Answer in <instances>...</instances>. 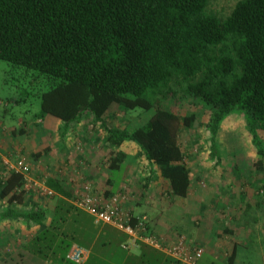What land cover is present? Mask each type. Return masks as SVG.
<instances>
[{
	"label": "trees",
	"instance_id": "trees-1",
	"mask_svg": "<svg viewBox=\"0 0 264 264\" xmlns=\"http://www.w3.org/2000/svg\"><path fill=\"white\" fill-rule=\"evenodd\" d=\"M209 4L210 0H0V60L53 82L41 96V114L63 123L62 137L70 124L90 114L113 149L110 169L119 168L126 158L120 148L134 143L138 158L150 167L144 188L156 172L169 182L171 197L186 198L191 170L179 133L191 127L196 116L180 117L155 107L152 98L157 94L168 96L178 87L183 96L209 106L206 128L213 159H220L217 136L225 118L243 112L260 156L255 165L264 166V141L258 132L264 130V0H239L225 17L209 12ZM114 104L123 110L155 111L143 127L130 132L108 126ZM23 185L22 174L8 173L0 182V199L21 202ZM47 186L59 197L57 205L70 206V190L55 178L48 179ZM56 214L52 222L65 221ZM20 216L43 226L38 212H0V219ZM139 250L136 258L141 264H183L145 244ZM236 256L234 245L226 264H235Z\"/></svg>",
	"mask_w": 264,
	"mask_h": 264
},
{
	"label": "rangeland",
	"instance_id": "rangeland-1",
	"mask_svg": "<svg viewBox=\"0 0 264 264\" xmlns=\"http://www.w3.org/2000/svg\"><path fill=\"white\" fill-rule=\"evenodd\" d=\"M238 1L210 0L208 10L225 17L231 13ZM52 85L53 82L48 77L37 71L13 66L0 60V182L4 181L11 172L8 164H14L19 158H25L30 168L29 178L32 183L28 190L23 189L24 205L28 203L53 206L57 203V195L43 194L33 182L47 183L48 179L55 178L64 188L72 192L71 197L74 190L83 182L93 185L87 174L89 166L91 168L87 161L90 150L95 149L92 153L97 159L93 168L99 170L101 177L105 178L112 170L110 159L113 151L107 146L105 148L102 143L104 130L90 114L82 117L83 122L70 124V134L64 137L61 136L63 123L41 114V96ZM174 90V94L170 93L168 96L157 94L155 96L157 98L152 100L155 107L171 110L180 117L196 116V121L191 127L181 128L179 144L184 152L185 164L191 170L192 192L201 193L202 201L210 211L202 209L201 218L196 217L191 220L190 225L193 229L201 228V232L206 235L209 225L207 224V228L204 226V215L210 212L214 220V226H211L214 236L208 233L210 238H204L201 247H204L205 252L196 264H226L237 240L239 242L236 264H264V166L258 168L255 165L260 156L252 144L243 112L236 111L225 118L217 136L220 159H213L209 156V133L206 128L211 115L209 106L201 99L183 96L178 87ZM154 111V108L149 111L123 110L114 104L106 121L109 127L131 132L143 127ZM77 126L80 128L76 130ZM258 132L264 141V130ZM89 144H93L94 148L88 150ZM123 147L130 156L120 170L110 174L111 179L118 181L117 183L124 180L125 176H131L132 173L135 175L137 172H145L142 160L134 153L137 147L130 145ZM34 154L39 155L34 157ZM135 163L139 166L132 169ZM147 168L149 169L148 166ZM95 186L93 185L94 192L107 197L104 190H97ZM122 190L128 194L127 202L124 204L125 209L134 213L133 209H130L134 208L135 213L146 216L156 236L162 239L173 237L174 234L189 236L187 231L178 226L180 217L174 213L177 212L174 209L183 207L182 201L177 202L175 197L167 196L163 188L159 193L155 191V194L152 192L145 194L143 187L138 186L132 179L128 180L118 192ZM71 197L68 199L70 203ZM18 203L20 202L11 203L7 199H0V212ZM232 210H235V217H232ZM163 214L167 215V219L160 222L162 226L165 225L162 227L163 233L160 234L154 231L152 221L154 216L161 218ZM182 219L183 223L185 216ZM232 222L236 223L235 226ZM4 223V219H0V264H2V255L8 252L38 254L41 257L51 255L54 264H74L66 257L69 251L71 252L73 243L78 247H87V243L93 237L91 232L79 236L84 233H79L80 229H78V235L69 238L64 233V228L67 227L65 226L60 230L64 233L60 236L59 230L28 241H22L20 236H16L10 245H5L6 237L3 230L7 224ZM234 227L239 236L230 233L231 228ZM123 241H126V237L117 230L112 231L111 235H99L90 251L91 257L87 264H141L136 258L140 250L123 249L121 247ZM213 253L218 255L216 259ZM154 254L158 260L162 259L160 254ZM10 263L23 264L18 260Z\"/></svg>",
	"mask_w": 264,
	"mask_h": 264
},
{
	"label": "crops",
	"instance_id": "crops-1",
	"mask_svg": "<svg viewBox=\"0 0 264 264\" xmlns=\"http://www.w3.org/2000/svg\"><path fill=\"white\" fill-rule=\"evenodd\" d=\"M107 119V118H106ZM58 120V119H56ZM83 119H81V122ZM60 121V120H58ZM76 123V124H79ZM73 124V123H72ZM78 127V126H77ZM102 127V126H101ZM80 127L76 128L79 129ZM70 126L68 127V130L66 132L65 136H68L70 134ZM103 129V128H102ZM64 131V129H63ZM105 133V131H104ZM106 136V133H105ZM104 136V142H102L106 148V143H105V137ZM98 140V139H97ZM93 144H89L88 150L94 148L92 147ZM124 145H130L132 147H135L136 145L134 143H130V142H126ZM123 145V146H124ZM120 148V151L124 152L126 154V158L123 160V162L121 163V165L119 166V168L116 169H112L110 171H116V170H120L121 167L128 162L129 160V156L130 154L127 152V150L124 147ZM109 150H113L111 147L107 146ZM95 149H93L94 151ZM92 150H90L89 154H88V164L91 165V168L89 166V168L87 169V174L90 177V181L93 183V185L95 186V188L97 190H104L105 193H110V194H114L116 192H118L119 189H121L122 187L125 186V184L127 183L128 180L132 179L134 182H137L138 186H140L141 188L143 187V191L145 194H151V192L153 194H155V191H158V193L160 192V190L163 188V191H166L167 196L170 195V188H169V182L166 181L165 179H162L161 176L159 174H157L156 172H154L153 175V180L151 182H148V186L146 188H144V183L146 182V177L148 176V174H150L149 169L147 168L146 165L143 166L144 171L143 173L137 172V174H133L131 176H125V179L122 180L121 182L117 183L116 181L111 179L110 174H107L104 177L100 176V172L99 170H94L95 168H93V164H95L96 162V156L92 153ZM137 156V151L135 150L134 152ZM92 158V160L90 159ZM140 160V159H139ZM142 160V159H141ZM135 161V160H134ZM143 164V162H141ZM96 165V164H95ZM134 166H132V169H134L135 167H137V163L133 164ZM139 166V165H138ZM130 169V166H129ZM135 176V177H134ZM131 177V178H130ZM137 177V179H136ZM135 186V185H134ZM192 186V184H191ZM195 192V191H194ZM201 193L192 192V188L190 189V192L188 193L186 198H179L181 200H179L178 198L175 197V199H177L176 201H182V208H177L174 210H177V212H174L175 215H178L180 217V222H179V227L184 230L187 231L189 236L188 241L191 245L194 246H198L201 247V244H203V240L204 238H210V236H214L212 234V229L211 226H214V220H213V215L212 213L208 212L206 213L204 216V226L207 228L209 225V231L206 233V235L204 234V232H201V228L198 229H193L192 226L190 225V221L194 220L196 217L201 218V212L202 209H206L205 211L209 210L208 207L203 201L202 198L200 196ZM59 198V197H58ZM68 201V200H67ZM16 202V201H15ZM24 202L23 200L18 203V205L15 206H8L7 208H12L14 210H17L19 213H24L29 214L31 212H38L40 214H43V226H40L37 222L33 221V220H27L25 219L26 217L24 216H20V217H16V218H6L4 219V222L7 224V227H4V236L5 238V245H10L11 241H14V239L16 238V236H20L22 241H28V240H35L36 238H38L39 236H42L43 234H51L54 233L55 231L59 230V236L66 233L67 236L70 238L75 237L76 235H78V229H80L79 233H84L83 235H79V236H84L85 234H88L89 232H91L92 234V238L90 239V241L87 243V247L85 246H81L82 248L86 249L89 251V259L91 257V249L93 248V246L95 245V239L96 237H98L99 235H111L112 231H119L118 229L114 228L113 226L110 225H98L95 224L94 220L92 219V217L90 215H88L87 213L83 212L82 210L76 208L74 205H72L69 201V205L67 206H60V205H53V206H47V205H38V204H28V203H22ZM210 202V201H209ZM208 202V203H209ZM201 204V205H200ZM133 209V212L135 215L140 216L142 214L140 213H135V209L134 208H130ZM204 211V212H205ZM210 211V210H209ZM56 213H60L65 221L64 222H52V220L54 218H56L57 214ZM160 213V211L158 212ZM232 217H235V210H232L231 212ZM158 215V214H157ZM185 216V220L182 223V218ZM243 217V216H242ZM163 219H167V215L163 214L162 217L160 218L159 216H154V220L152 221V225L154 226V231H156L157 233L162 234V227L165 226L160 223L161 220ZM182 219V220H181ZM188 222V223H187ZM4 223V225H5ZM159 223V224H157ZM182 223V224H181ZM208 224V225H207ZM236 224V223H235ZM235 224L232 222V225L235 226ZM151 226V224H149ZM67 226V227H65ZM65 227V228H64ZM62 228H64V233L63 231H60ZM152 228V227H150ZM235 228H231L230 233L231 234H236L237 236H239V234H237V232L235 231ZM200 230V231H198ZM208 230V229H207ZM205 230V232L207 231ZM121 232V231H119ZM201 232V233H199ZM62 233V234H61ZM122 233V232H121ZM210 236H209V234ZM54 235H58V234H54ZM126 237V241H127V236L125 234H123ZM163 236V235H162ZM195 244H193V242ZM123 241L121 242V247L123 248V244L126 242ZM239 240L236 241V243L234 245H236V250H237V244H238ZM74 245V243H73ZM73 245L71 246V249L73 248ZM234 245H233V249H234ZM75 246V245H74ZM202 248V247H201ZM70 249V250H71ZM124 249V248H123ZM139 250V248H138ZM203 250L205 252V249L203 247ZM70 251L67 254V258L70 259ZM215 259L217 258V254H214ZM238 256V254H237ZM237 256H236V260H237ZM1 257V256H0ZM203 257V256H202ZM20 261L23 264H54L52 261V256H47V257H41V255L38 254H28V253H21V252H8L4 255H2V264H11L10 262H14V261ZM236 260H235V264H236ZM6 262V263H4ZM86 264L88 262H85ZM198 263V262H197Z\"/></svg>",
	"mask_w": 264,
	"mask_h": 264
},
{
	"label": "built area",
	"instance_id": "built-area-1",
	"mask_svg": "<svg viewBox=\"0 0 264 264\" xmlns=\"http://www.w3.org/2000/svg\"><path fill=\"white\" fill-rule=\"evenodd\" d=\"M10 173L16 172L23 175V189L28 190L32 181L29 178L30 168L25 158H19L14 164H8ZM78 182H80L77 179ZM39 187L43 194L56 196V192L47 186V183L33 182ZM93 185L89 182L74 190L71 197V204L76 208L90 215L97 225H110L127 236L123 248H139L145 244L165 255L180 261L183 264H196L203 256L204 250L201 247L191 245L188 238L183 234H174L172 237L162 239L156 236L150 229L149 220L146 216H134L125 209L128 194L124 190L114 195L105 197L93 191ZM136 222H133V219ZM70 259L75 264H85L89 252L78 246H73Z\"/></svg>",
	"mask_w": 264,
	"mask_h": 264
}]
</instances>
